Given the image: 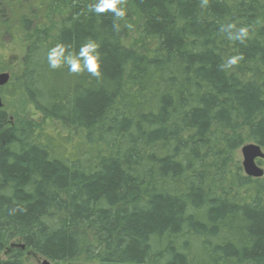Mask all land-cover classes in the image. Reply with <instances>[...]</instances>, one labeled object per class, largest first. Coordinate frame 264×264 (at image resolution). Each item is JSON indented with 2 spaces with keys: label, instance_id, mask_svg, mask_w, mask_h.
<instances>
[{
  "label": "trees",
  "instance_id": "obj_1",
  "mask_svg": "<svg viewBox=\"0 0 264 264\" xmlns=\"http://www.w3.org/2000/svg\"><path fill=\"white\" fill-rule=\"evenodd\" d=\"M92 2L0 0V95L25 105L0 108V264H264V176L233 165L264 151V0H125L119 31ZM5 36L24 43L15 68ZM88 38L99 77L48 66Z\"/></svg>",
  "mask_w": 264,
  "mask_h": 264
},
{
  "label": "clouds",
  "instance_id": "obj_2",
  "mask_svg": "<svg viewBox=\"0 0 264 264\" xmlns=\"http://www.w3.org/2000/svg\"><path fill=\"white\" fill-rule=\"evenodd\" d=\"M208 0H203V5H206ZM88 11L100 14L111 12L114 16L113 27L116 31L120 30L119 24L116 21H122L126 17L125 0H93L88 5ZM220 31L226 33L229 40L239 41L244 43L249 36L247 26L237 27L235 23L221 25ZM71 45L57 43L50 48L46 53L48 66L51 69H60L67 66L70 73L78 74L87 71L94 77L101 75V53L98 51L99 44L88 38L78 51H71ZM243 60L240 54L228 56L219 65L221 71L231 69L238 65Z\"/></svg>",
  "mask_w": 264,
  "mask_h": 264
},
{
  "label": "rangeland",
  "instance_id": "obj_3",
  "mask_svg": "<svg viewBox=\"0 0 264 264\" xmlns=\"http://www.w3.org/2000/svg\"><path fill=\"white\" fill-rule=\"evenodd\" d=\"M138 22L136 19V21L132 25V28L129 32L128 37L126 38V42L128 44H134V43H132V41L134 40V37L138 36V34H137ZM3 40H4V47H5L4 54L6 57L8 56L7 58H9L13 61L12 65L15 68V66H17L16 62L20 60L21 55L24 54V52H25L24 43L21 41L19 36H16L15 38H10L9 36H5L3 38ZM5 72L9 73V75L11 76V71L8 70ZM1 97H2V101H3L4 106L8 109V111L10 113L11 120L12 121L15 120V118L17 117L19 112H21L24 109L25 105L16 99H11V100L5 99V96L3 94H1ZM45 128H47V130H49V131L59 132L61 134H65L68 132L67 130H65V131L62 130L61 126L57 123L47 124L45 126ZM249 143H251V142H247L244 145L249 144ZM241 148H239L235 152L233 165L235 163H240V165H242L243 156H242ZM257 164L264 169V159L257 160ZM8 253L9 252H7V251L0 253V258L6 259L8 256ZM25 259L31 264H42V262L45 260L44 257H41L38 254H35L33 252H27ZM78 259L80 261H85L86 257H85V255H81ZM52 264H54V263H52Z\"/></svg>",
  "mask_w": 264,
  "mask_h": 264
},
{
  "label": "water",
  "instance_id": "obj_4",
  "mask_svg": "<svg viewBox=\"0 0 264 264\" xmlns=\"http://www.w3.org/2000/svg\"><path fill=\"white\" fill-rule=\"evenodd\" d=\"M10 80V75L7 72L0 73V89L4 87ZM2 97L0 95V108L3 107ZM243 161L242 167L245 174L249 177L261 178L264 176V169L257 164L258 159L264 158V151L261 146L255 143H249L241 148ZM1 260V258H0ZM42 264H52L45 259Z\"/></svg>",
  "mask_w": 264,
  "mask_h": 264
}]
</instances>
